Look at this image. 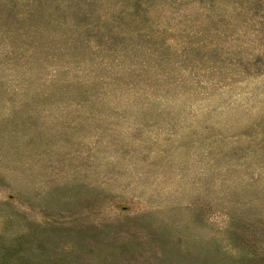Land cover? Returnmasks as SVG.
<instances>
[{
    "label": "rangeland",
    "instance_id": "374dc122",
    "mask_svg": "<svg viewBox=\"0 0 264 264\" xmlns=\"http://www.w3.org/2000/svg\"><path fill=\"white\" fill-rule=\"evenodd\" d=\"M0 264H264V0H0Z\"/></svg>",
    "mask_w": 264,
    "mask_h": 264
}]
</instances>
